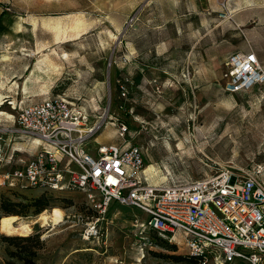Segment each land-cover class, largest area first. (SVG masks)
Instances as JSON below:
<instances>
[{"label":"rangeland","instance_id":"rangeland-1","mask_svg":"<svg viewBox=\"0 0 264 264\" xmlns=\"http://www.w3.org/2000/svg\"><path fill=\"white\" fill-rule=\"evenodd\" d=\"M236 51H253L264 67V0H0V153L13 166L32 159L37 142L20 131L19 109L59 95L100 121L86 149L140 147L150 184L219 167L264 182V85L224 91V63ZM8 204L32 228L0 231V264H199L180 237L149 233L131 206L111 203L100 238L84 240L95 213L77 190L0 188V219ZM53 207L63 221L43 226L36 217Z\"/></svg>","mask_w":264,"mask_h":264},{"label":"built area","instance_id":"built-area-1","mask_svg":"<svg viewBox=\"0 0 264 264\" xmlns=\"http://www.w3.org/2000/svg\"><path fill=\"white\" fill-rule=\"evenodd\" d=\"M224 66L228 94L264 85V67L253 51L229 54ZM17 124L40 139L38 151L19 166L0 153V188L81 192L95 213L83 223L84 240L100 238L101 223L116 202L143 212L149 233L180 237L200 264H264V182L257 175L219 167L190 182L150 184L141 173L140 147L112 143L98 144L94 153L86 149L100 121L92 122L85 108L59 95L23 106ZM127 132L118 124L120 138Z\"/></svg>","mask_w":264,"mask_h":264},{"label":"bare ground","instance_id":"bare-ground-1","mask_svg":"<svg viewBox=\"0 0 264 264\" xmlns=\"http://www.w3.org/2000/svg\"><path fill=\"white\" fill-rule=\"evenodd\" d=\"M247 2V1H245ZM66 58V55L64 54ZM35 142H40V139L33 138ZM65 213L58 207H53L50 210H45L40 213L36 218L37 221H40L43 226L48 225L50 222L53 225H57L63 221ZM34 222H32L33 224ZM30 221L25 218L18 217V216H3L0 219V231L1 233L7 236H14V235H28L31 232ZM144 257V256H143ZM139 263L141 260L139 259Z\"/></svg>","mask_w":264,"mask_h":264},{"label":"trees","instance_id":"trees-1","mask_svg":"<svg viewBox=\"0 0 264 264\" xmlns=\"http://www.w3.org/2000/svg\"><path fill=\"white\" fill-rule=\"evenodd\" d=\"M38 200H39V205H37V207H39V208H38V212H39V211H42L43 209H45L46 204H41V203H40V199H38ZM38 200L35 201V202H38ZM12 206H13V205H10V204H8V205H4V206L2 207V210H3L7 215H17V214H18V211H16L14 208H12ZM4 239H5V241H8V242H12V241L16 240V239H13V238H8V237H5ZM18 240H21V239H18ZM191 258H192V257H191ZM193 259H195V258H193ZM195 260H197V259H195ZM197 261H198V260H197ZM198 263L200 264L199 261H198Z\"/></svg>","mask_w":264,"mask_h":264},{"label":"crops","instance_id":"crops-1","mask_svg":"<svg viewBox=\"0 0 264 264\" xmlns=\"http://www.w3.org/2000/svg\"><path fill=\"white\" fill-rule=\"evenodd\" d=\"M256 54V53H255ZM257 57H258V55H256ZM258 60L260 61V59H259V57H258ZM261 63V62H260ZM262 65V64H261ZM263 66V65H262ZM110 144H112V143H110ZM92 153H94V151L93 150H90ZM116 203V202H115ZM146 216V215H145ZM146 220H147V216H146Z\"/></svg>","mask_w":264,"mask_h":264}]
</instances>
